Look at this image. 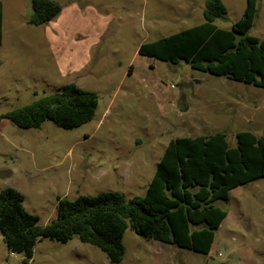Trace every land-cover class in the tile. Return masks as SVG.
I'll return each mask as SVG.
<instances>
[{"label":"rangeland","instance_id":"1","mask_svg":"<svg viewBox=\"0 0 264 264\" xmlns=\"http://www.w3.org/2000/svg\"><path fill=\"white\" fill-rule=\"evenodd\" d=\"M60 12L38 25L31 0H1L0 113L75 83L97 94L92 119L65 129L0 123V190L23 194L39 224L55 215L58 197L102 191L142 195L170 138L224 132L231 145L241 130L261 134L264 86L229 80L138 53L155 40L203 21L204 0H55ZM230 28L246 0H222ZM264 38V0L248 32ZM172 85V86H171ZM227 214L209 253L123 234L124 256L111 262L99 248L41 238L27 264H264V176L219 201ZM0 232V264H21Z\"/></svg>","mask_w":264,"mask_h":264},{"label":"trees","instance_id":"2","mask_svg":"<svg viewBox=\"0 0 264 264\" xmlns=\"http://www.w3.org/2000/svg\"><path fill=\"white\" fill-rule=\"evenodd\" d=\"M257 0H246L239 19L221 28L216 19H226L222 0H204L203 21L143 42L138 53L177 63L229 80L264 86V38L250 35ZM30 24L55 17L61 4L55 0H31ZM2 2L0 0V40ZM97 94L75 83L42 94L31 102L0 113L20 128L39 127L48 119L71 129L90 121ZM264 176V112L261 134L241 130L231 145L224 132L178 136L167 142L142 195L129 199L120 191H102L57 199L55 215L39 224L28 212L23 194L13 187L0 190V232L10 252L23 254L27 264L38 239L82 243L103 251L111 262L124 256L123 234L131 229L148 239L174 247L209 253L215 232L227 211L229 191Z\"/></svg>","mask_w":264,"mask_h":264},{"label":"water","instance_id":"3","mask_svg":"<svg viewBox=\"0 0 264 264\" xmlns=\"http://www.w3.org/2000/svg\"><path fill=\"white\" fill-rule=\"evenodd\" d=\"M10 174V172L6 170H0V178L6 177Z\"/></svg>","mask_w":264,"mask_h":264},{"label":"crops","instance_id":"4","mask_svg":"<svg viewBox=\"0 0 264 264\" xmlns=\"http://www.w3.org/2000/svg\"><path fill=\"white\" fill-rule=\"evenodd\" d=\"M170 245V244H169ZM172 246V245H171Z\"/></svg>","mask_w":264,"mask_h":264},{"label":"built area","instance_id":"5","mask_svg":"<svg viewBox=\"0 0 264 264\" xmlns=\"http://www.w3.org/2000/svg\"><path fill=\"white\" fill-rule=\"evenodd\" d=\"M172 86V85H171Z\"/></svg>","mask_w":264,"mask_h":264}]
</instances>
